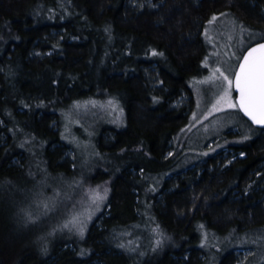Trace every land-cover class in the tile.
Returning a JSON list of instances; mask_svg holds the SVG:
<instances>
[{"label": "trees", "instance_id": "obj_1", "mask_svg": "<svg viewBox=\"0 0 264 264\" xmlns=\"http://www.w3.org/2000/svg\"><path fill=\"white\" fill-rule=\"evenodd\" d=\"M127 1L0 0V264H206L203 231L257 225L263 237L264 199L242 188L264 161V128L230 145L243 156L221 169L204 168L197 177L188 169L175 188L164 189L165 176L182 169L169 168L178 150L166 155L168 142L188 117L185 106L168 102L182 90L190 94L188 80L203 72L201 32L192 39L184 35L193 31L190 20L198 15L203 24L223 7L264 31V0H161L158 9L138 13L129 11ZM53 30L60 39L50 37ZM33 48L49 53L32 59ZM150 65L162 82L156 91L143 72ZM108 97L123 105L126 123L97 124L96 151L110 161L96 162L84 178L87 185L108 186V208L83 239L50 234L42 220L33 221L38 216L28 205L26 211L18 207L24 197L15 188L46 175L75 179L78 166L60 160L71 147L60 136L64 110ZM107 131L110 139H104ZM206 159L208 165L212 159ZM234 189L238 198L231 200ZM146 210L161 240L138 257L116 247L112 234L146 224ZM233 247L216 255V264H234Z\"/></svg>", "mask_w": 264, "mask_h": 264}, {"label": "rangeland", "instance_id": "obj_2", "mask_svg": "<svg viewBox=\"0 0 264 264\" xmlns=\"http://www.w3.org/2000/svg\"><path fill=\"white\" fill-rule=\"evenodd\" d=\"M160 4H162L161 0H128L126 6L129 11L138 13L143 10H156ZM222 8L212 12L203 24L198 15L193 16L190 20L193 31L184 33L187 39H192L195 33L201 32L205 45V51L200 59L203 72L188 80L190 94L182 90L178 97L168 102L169 107L185 106L188 117L174 138L168 142L166 155H169L175 146L178 150L175 161L169 168L178 169L182 166V169L165 176L168 183L164 192L175 188L179 177L186 175L188 169L197 177L204 168L221 169L235 157L243 156L241 150L230 145L239 144L252 137L255 131V126L244 118L237 108L232 78L243 51L252 43L263 40L264 31L249 27L237 19L230 9ZM213 16L217 19L209 23ZM160 21L161 19H157V22ZM50 37L60 39V32L53 30ZM48 53L49 50L33 48L29 56L37 59ZM206 58L207 66H205ZM216 69H220V73L227 76L228 80H225L220 73H216ZM143 72L152 91L161 88V78L155 65L144 67ZM157 101L154 100L155 103ZM63 115L60 136L71 147L63 149L60 160H64L70 167L78 166L76 178L69 179L61 174L46 175L36 177L24 185L25 187L15 189L24 197L19 200L21 202L18 207H22L23 210L25 208L26 211L29 206V210L36 212L35 216L38 217L33 221L39 223L42 220L44 226L50 227L47 228L49 232L51 231L50 234L79 240L83 239L92 222L100 223L102 219L100 211L108 208V186L103 183L87 185L84 179L96 162L107 161V158L108 162L110 161L108 156L96 151L95 128L97 124L121 125V128L126 123V116L123 105L115 97H108L103 101L78 102L65 109ZM53 125L58 127L55 121ZM103 135L104 139H110L112 133L107 131ZM3 138L1 134L0 141ZM207 157L212 159L208 165ZM136 173L140 174V172ZM157 178L160 180L163 177ZM156 184L151 187L154 188ZM263 186L264 161L242 189L245 192L259 193V200H262ZM231 194L229 199L238 198L236 189L232 190ZM97 195L101 199H95ZM162 195L163 193L157 194L154 200L156 204L159 203ZM147 207L149 209V206ZM143 216L146 224L132 229L128 227L129 229L125 231L112 234V239L115 237L113 242L116 247L132 251L138 257L153 252L161 240L157 224L154 223L150 213L147 210L143 211ZM23 223L27 224L26 221ZM256 226L249 225L244 230L232 228L230 231L222 229L203 231L204 244L210 253L206 264H216V255H221L233 246H235L232 248L234 264H264V233L263 237H258L259 228ZM201 243L203 245L202 240ZM70 245L73 246L72 243ZM201 258H204L202 254Z\"/></svg>", "mask_w": 264, "mask_h": 264}, {"label": "snow or ice", "instance_id": "obj_3", "mask_svg": "<svg viewBox=\"0 0 264 264\" xmlns=\"http://www.w3.org/2000/svg\"><path fill=\"white\" fill-rule=\"evenodd\" d=\"M216 19L217 17L213 16L209 23ZM257 52L260 55L253 59ZM153 54L155 55V53ZM205 66H207V58ZM215 72L220 73V69H216ZM220 75L228 80V77L224 76L223 73ZM235 83L240 93L239 104L241 108L252 117L255 123L264 124V43L252 48L244 57V62L240 64V71L236 73ZM232 106L235 107V105ZM257 112L259 116L256 115ZM95 199H101V197L97 195Z\"/></svg>", "mask_w": 264, "mask_h": 264}, {"label": "water", "instance_id": "obj_4", "mask_svg": "<svg viewBox=\"0 0 264 264\" xmlns=\"http://www.w3.org/2000/svg\"><path fill=\"white\" fill-rule=\"evenodd\" d=\"M264 43V39L263 40H259L257 42L252 43L251 45H249L242 53L237 66L235 68L234 74H233V78H232V87H233V91L235 93V102L237 105V108L239 110V112L241 113V115L246 118L253 126L255 127H260V128H264V124H257L254 122V120L252 119V117L250 115H248L245 110H243L239 104V97H240V93L236 88V73H238L240 71V64L244 62V57L248 55L249 51H251L252 48L258 47V44ZM260 55L259 52L255 53L253 56V59H255L256 57H258ZM257 116H259V113H256Z\"/></svg>", "mask_w": 264, "mask_h": 264}]
</instances>
